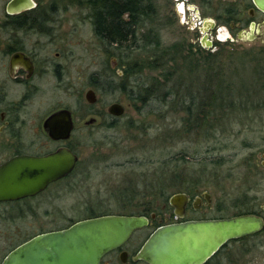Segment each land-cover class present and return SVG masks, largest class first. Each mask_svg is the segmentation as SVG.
<instances>
[{
    "label": "flooded vegetation",
    "instance_id": "obj_1",
    "mask_svg": "<svg viewBox=\"0 0 264 264\" xmlns=\"http://www.w3.org/2000/svg\"><path fill=\"white\" fill-rule=\"evenodd\" d=\"M152 1L155 6V1ZM176 1H181V6L172 10L171 15L179 17L183 14L184 19L185 14L190 24H193V21L196 23L194 29L197 30L200 38L193 45L202 51L217 49L216 44L223 42L229 44L243 41L238 39L239 35L245 38L252 36L253 40L264 37V12L255 5L253 0ZM94 2L109 4V0H0V165L15 157H43L61 148L69 149L78 157L75 168L70 174L49 184L36 196L0 202V221L7 216L13 220L21 218L23 213H34L36 208L27 201L30 202L43 195L51 187L62 183L61 181L76 176L82 165L78 156V147L82 145L80 143H83L82 140L77 139L76 143H72L77 132L78 107L82 106L83 100L86 101L85 93L88 91L114 92L109 85V82L113 81L110 74L119 79L124 76V62H126L124 40L110 42L107 38L101 39L97 34L103 25L102 22L105 21H102L103 18H109V15L116 16V13L120 11L104 10L101 13L96 10L95 12ZM207 7L213 9L212 17H207L203 12ZM154 12L156 16L160 13L156 6ZM191 13H193L192 16L189 15ZM99 15H102L101 20ZM119 16H121L119 36L122 37L125 32L126 14ZM107 21L104 22L105 25L108 24ZM77 25L83 26L82 29L86 30L87 43L95 40L97 48L104 54V61L100 62L101 68L99 66L97 70H93V64L83 67V63H87L90 59L88 54L90 49L83 47L84 40L78 36ZM212 39L216 40L214 45ZM78 79L83 81L81 89L77 86ZM58 92H61L63 102L54 105L51 97ZM117 92L121 93V91ZM43 98L48 105L52 104L51 109L44 112V116L37 113L33 116V105L40 103L39 101ZM85 103L90 109L95 105V103ZM113 103H110L107 109ZM60 110L69 111L73 123V129L67 140L50 138L43 126L44 121L51 114ZM87 113L92 114L90 111ZM106 113L111 121L121 117L112 116L107 110ZM80 122H82V129L92 128L94 124L85 122L84 116ZM90 135L92 134L88 133L86 137L90 139ZM176 194H186L188 197L181 209L169 203V198L173 194L165 203L155 202L147 214L141 215L149 220V224L133 231L127 241L107 253L100 264H146L139 260L137 255L145 241L158 227L246 215L241 213L229 217L221 215V206H213L210 199H206L196 189L193 194L185 192ZM231 206L234 207V204L232 203ZM251 212L264 219L263 207L260 211ZM180 213L181 216L178 215ZM151 216L154 218L152 219ZM25 227H22L19 233ZM26 232L27 234L24 235ZM28 232L29 227L20 236L22 240L10 245L5 253L0 254V263L17 246L41 234L33 232L28 236ZM263 234L264 229L257 234L228 241L203 264H247L248 257L251 256V261L252 256L259 252V244L263 239L260 237Z\"/></svg>",
    "mask_w": 264,
    "mask_h": 264
},
{
    "label": "rangeland",
    "instance_id": "obj_2",
    "mask_svg": "<svg viewBox=\"0 0 264 264\" xmlns=\"http://www.w3.org/2000/svg\"><path fill=\"white\" fill-rule=\"evenodd\" d=\"M154 1L160 12L155 20H160L165 26L159 30L162 45L181 43L186 48L188 44H196L200 38L197 30L194 29L196 23L193 21V24H190L185 14L184 19L183 14L179 17L171 15L172 10L181 6V1ZM203 12L207 17L214 15L213 9L208 7L204 8ZM192 14L189 15L192 16ZM166 15H170V18ZM68 25L70 26V24ZM82 27H78V36L84 40L83 47L90 49L88 51L90 59L87 63H83V67L93 64V70H97L99 66L101 68L100 62L103 63L104 54L97 48L95 40H92V43H87L88 35ZM212 40L214 45L216 40ZM193 46L195 47V45ZM216 48L225 53L258 52L264 48V37L253 41H235L229 44L223 42ZM217 49L212 48L210 52H215ZM146 58L147 56L138 50L132 52L129 61L145 60ZM244 61L243 59L234 60L236 64L240 65ZM245 66L247 72H251L248 69L250 65L245 64L239 69V75L243 73L242 69ZM146 74L155 76L158 75V72L148 71ZM110 76L114 81L121 80L113 74ZM249 77L241 75L245 83V87L241 88H246L243 92L255 87ZM137 79L140 80L141 77H137ZM81 84L83 81L78 79L79 89L82 87ZM250 84L252 85L250 86ZM129 85H134V83H129ZM195 85L197 89L203 87L201 82ZM237 87H239L238 84ZM60 93L51 97L54 105L63 102ZM95 96V105L90 109L85 103L86 101L83 100L76 115L77 132L72 143H76V139L83 141L80 143L82 145L78 147V156L82 165L76 176L61 181L62 183L51 187L52 189L50 188L43 195L41 194L30 202L27 201L36 208L34 213H23L21 218L13 220L7 216L3 221H0V254L5 253L6 248L10 245L22 240L20 236L25 233L28 227L29 236L41 229L50 231L87 219L90 217L89 210L115 215L134 213L133 205L127 208L123 207L121 197H125V194L131 195V192H143L145 197L137 198L136 202L145 203L148 198L147 194H149V190L145 187H149L151 180L155 190L168 185L182 184V179L175 178L167 171L163 176H160L157 171L161 167L166 168V163L169 160L175 159L183 153H187L188 157L181 162H176L182 169L179 175L182 178L201 180L197 185V192L208 194L213 206L220 205L221 215L229 217L237 214L239 208L236 206L235 200L241 199L244 195L252 200L250 201L251 211H260V208H264V154H262L264 151V104L259 109H252L249 114L244 112L239 116H233L230 121H227V131L224 133L218 131L215 138L203 139L196 136H185V133L180 132L182 136L178 139L171 136V132L179 131L181 128L178 118L166 115L164 119H161L166 109L160 110L157 101L140 107L141 105H135L129 101L127 95L122 92L100 91L95 93ZM39 102L42 103L33 105V116L35 113L42 116L44 112L51 109L52 104L48 105L45 98ZM113 102L123 106L124 114L111 121L106 115V110L107 106ZM89 111L92 114H88ZM83 116L85 122L92 118L95 120L92 128L82 129L80 121ZM88 133L92 134L90 139L86 137ZM163 136L164 143L159 148L158 139ZM92 139L96 140L98 146L89 145L86 142V140ZM220 157L224 160L222 166L214 167L216 169L212 168L211 161ZM201 162L203 164H200ZM144 179L149 180V183ZM168 192L173 195L180 193L175 188H169ZM232 203L234 207L231 206ZM158 211L160 212V208ZM22 227L25 229L19 233ZM26 234L27 232L24 235ZM262 237V243L259 240V252L252 256L251 261V256H249L247 264H264V234L260 238Z\"/></svg>",
    "mask_w": 264,
    "mask_h": 264
},
{
    "label": "trees",
    "instance_id": "obj_3",
    "mask_svg": "<svg viewBox=\"0 0 264 264\" xmlns=\"http://www.w3.org/2000/svg\"><path fill=\"white\" fill-rule=\"evenodd\" d=\"M93 6L95 12L96 10L101 13L104 10L120 11V13H116V16L109 15V18H103L102 21L108 20V24L105 25V21L102 22L104 26L101 25L97 31L101 39L107 38L110 42L124 40L126 46L124 76L121 80L109 82L111 90L124 92L129 101L135 105H141L140 107L157 101L160 110L166 109L161 119L170 115L177 117L180 122L179 131L171 132L173 138L179 139L182 136L180 132L185 133V136H196L203 139L215 138L218 131L221 133L227 131V121H230L233 116H239L244 112L249 114L252 109H259L264 104V48L258 52L239 54L236 52L225 53L220 49L215 52H204L192 44H188L186 48L181 43L163 46L159 30L165 26L160 20H155L159 15H155V6L152 0H109V4L94 2ZM120 14H126L125 32L122 37L119 36ZM101 17L102 15H99L100 20ZM218 45L216 44L217 47ZM138 50L144 53L147 58L129 61L132 52ZM239 59L245 61L241 65L236 64L234 60ZM245 64L250 65L248 69L251 72H247L246 65L242 69V74L250 76L249 79L254 82L255 87L243 92L246 88L241 87H245V83L241 78L242 74L239 75L238 71ZM148 71L158 72V75H147ZM137 77H141V79L138 80ZM199 82L203 83V87L197 89L195 84ZM129 83H134V85H129ZM237 84L239 87L236 88ZM162 139L164 140V136L158 139L159 148L164 143ZM86 142L89 145L98 146L94 139L86 140ZM159 154L162 155V153ZM187 157L188 154L183 153L175 159L169 160L166 163V168L161 167L157 171L160 176H163L167 171L175 178L182 179V184L168 185L155 190L151 180L149 187H145L149 190L145 203L136 202L137 198L145 197L143 192H131V195L122 196L123 207L127 208L132 205L135 207V212L128 215L141 216L147 214L155 202L165 203L171 195L168 192L169 188L193 194L201 180L182 178L179 175L182 169L179 164H176ZM223 162L224 160L220 157L212 160L210 165L212 168L221 167ZM171 164L173 165L169 166ZM205 166L207 168V165ZM157 178L158 176L156 180ZM144 180L149 183V180ZM235 201L239 208V214H253L250 209L252 200L246 195ZM89 214V218L107 215V213H98L93 210H89ZM61 228H66V226ZM43 232L48 231L44 229L38 231V233Z\"/></svg>",
    "mask_w": 264,
    "mask_h": 264
},
{
    "label": "water",
    "instance_id": "obj_4",
    "mask_svg": "<svg viewBox=\"0 0 264 264\" xmlns=\"http://www.w3.org/2000/svg\"><path fill=\"white\" fill-rule=\"evenodd\" d=\"M253 1L264 12V0ZM253 38L238 36L243 41ZM85 100L95 103V93L88 91ZM107 112L120 117L124 108L113 103ZM43 126L54 140L69 139L73 129L67 110L51 114ZM77 161L78 157L69 149L61 148L43 157L22 156L5 162L0 165V202L36 196L49 184L70 174ZM203 196L209 198L206 193ZM187 200L186 194H174L169 203L181 209ZM148 224L146 217L134 215L107 214L79 220L65 229L32 237L8 253L0 264H100L101 259L122 246L133 231ZM263 229L264 219L253 214L165 225L151 233L137 258L146 264H203L228 241L257 234Z\"/></svg>",
    "mask_w": 264,
    "mask_h": 264
}]
</instances>
